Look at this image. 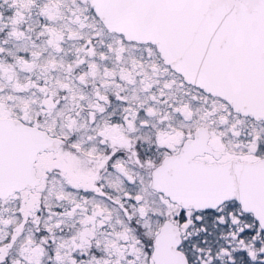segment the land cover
I'll return each instance as SVG.
<instances>
[{"label":"snow or ice","instance_id":"snow-or-ice-1","mask_svg":"<svg viewBox=\"0 0 264 264\" xmlns=\"http://www.w3.org/2000/svg\"><path fill=\"white\" fill-rule=\"evenodd\" d=\"M0 264H264V0H0Z\"/></svg>","mask_w":264,"mask_h":264}]
</instances>
